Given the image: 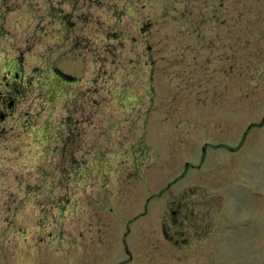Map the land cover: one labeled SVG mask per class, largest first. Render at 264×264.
Returning <instances> with one entry per match:
<instances>
[{
  "label": "rangeland",
  "instance_id": "obj_1",
  "mask_svg": "<svg viewBox=\"0 0 264 264\" xmlns=\"http://www.w3.org/2000/svg\"><path fill=\"white\" fill-rule=\"evenodd\" d=\"M16 57L0 264H264V0H0Z\"/></svg>",
  "mask_w": 264,
  "mask_h": 264
},
{
  "label": "flooded vegetation",
  "instance_id": "obj_2",
  "mask_svg": "<svg viewBox=\"0 0 264 264\" xmlns=\"http://www.w3.org/2000/svg\"><path fill=\"white\" fill-rule=\"evenodd\" d=\"M23 68V59L19 57L11 61H6L3 65V75L0 82L3 86V89L0 90V125L13 114L17 105V96L26 82L30 81V77L26 76ZM55 71L56 77H58V81L61 84L74 79L58 69H55ZM206 151L205 148L203 152L206 154ZM176 205L174 208H171L169 214L167 212L168 215L162 223L163 236L175 245H181L183 243L187 245L189 243L188 238L180 231L183 227L182 222L184 219L179 221V217L183 216L184 206L182 203Z\"/></svg>",
  "mask_w": 264,
  "mask_h": 264
}]
</instances>
